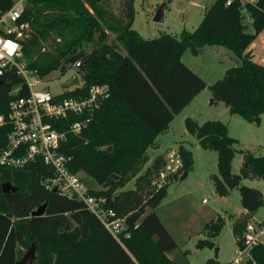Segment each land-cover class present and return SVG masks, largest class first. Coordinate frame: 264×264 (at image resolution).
I'll list each match as a JSON object with an SVG mask.
<instances>
[{
    "label": "trees",
    "instance_id": "obj_1",
    "mask_svg": "<svg viewBox=\"0 0 264 264\" xmlns=\"http://www.w3.org/2000/svg\"><path fill=\"white\" fill-rule=\"evenodd\" d=\"M26 1L23 20L29 23L32 37L24 42L19 61L28 60L25 67L42 78L59 69L62 61V71L81 61L78 73L83 89L92 84L109 85V95L100 108L88 117L80 133H68L63 150L72 157L75 172L86 170L98 181L102 188L91 193L105 198L106 207L126 217L131 236L121 244L82 201L47 189L42 180L50 175H40L50 172L46 165L37 163L23 169L0 165V264H17L21 259L19 246L32 244L37 245L38 252L43 248L55 254L50 264H191L186 253L177 251L178 243L156 211L168 194V185L152 183L151 175L159 171L158 165L140 174L134 188L118 193L114 190L129 180V172L137 171L150 145L205 88L204 79L182 60L188 48L196 54L207 45H224L242 57V64L229 68L214 84L212 93L232 113L258 122L264 114V64L245 51L264 30V0H232L230 4L216 0L195 30L184 29L180 36L165 33L156 39H145L132 28L135 0H126L124 17L117 26L108 20L101 23L105 17L97 7L100 0ZM13 4L14 0H0V12ZM247 15L252 18L253 33L247 32ZM108 30L118 34V43L108 41ZM35 35L40 40L30 45ZM91 42L95 46L90 52L80 49ZM20 86L22 94L28 93L24 78L15 69L0 75V115L8 112L15 97L12 91ZM72 94L78 92L63 96ZM79 119L60 121L59 129L68 130L70 123ZM185 121L202 147L218 152L216 191L226 194L239 187L243 207L254 215L264 204V194L241 182L245 178L264 179V155L241 149L244 167L235 174L232 163L238 140L230 135L228 126L220 120L199 124L188 117ZM7 133L8 126H0V148ZM182 146L179 158L187 171L192 167L193 153ZM6 181L18 190L4 193L2 184ZM46 202L45 215H31ZM244 226L234 225L236 238ZM220 229L221 225L215 229L216 235ZM206 244L214 242L199 241L201 246ZM173 252L176 255L168 258ZM254 254L256 264H264V245L256 247ZM205 264L218 262L208 260Z\"/></svg>",
    "mask_w": 264,
    "mask_h": 264
},
{
    "label": "rangeland",
    "instance_id": "obj_2",
    "mask_svg": "<svg viewBox=\"0 0 264 264\" xmlns=\"http://www.w3.org/2000/svg\"><path fill=\"white\" fill-rule=\"evenodd\" d=\"M125 2L126 0H100L97 7L105 17L101 23L104 24L108 20L117 26L119 20L124 17ZM215 2L216 0H135V20L132 28L145 39H156L165 33L180 36L184 29L195 30L202 22L205 12ZM163 5L165 21L156 22L155 16ZM87 7L92 14L97 15L88 5ZM245 21L248 24L247 32L253 33L254 26L246 19ZM107 32L108 41L118 43V34L114 30ZM31 37L30 33L29 38ZM39 40L38 36L34 44ZM94 46L93 42L84 43L80 49L90 52ZM247 53L254 61L264 64V30L245 51V54ZM182 60L204 79L205 88L192 103L175 115L169 128L150 145L145 154L146 158L139 164L137 171L129 172V180L120 182L114 193L134 188L140 174L158 165L159 171L151 175L152 183H156L157 187L160 184L168 185V194L156 211L178 243L177 251L186 253L191 264H205L208 260H216L218 264H230L238 255L234 225L245 210L241 202L240 188L229 189L226 194L216 191V177H220L218 152L202 147L197 136L187 130L185 120L191 117L199 124L208 120H220L225 123L230 135L238 140L232 172L240 174L244 167L241 149L249 150L257 156L264 155V114L260 115L258 122H251L240 113H232L223 101L215 100L213 96L214 84L226 75L229 68L242 64V57L232 49L224 45H207L195 54L188 48L183 52ZM27 62L25 59L21 60L24 66ZM64 63L65 61H62L59 69L45 76V83L36 88L44 89L46 85H50L53 93L63 92L64 82L76 72L73 68L62 71L61 66ZM29 78L35 80L31 74ZM180 146L189 148L193 153V164L187 171L182 167L179 158ZM80 174L92 190L102 188L88 171L81 170ZM175 174L178 177H175ZM241 184L256 188L264 194V179L245 178ZM253 219H264V204L254 213ZM219 225L221 229L216 235L215 229ZM201 240H211L214 244L201 246ZM30 247L31 245L19 246L21 259ZM156 254L158 256V253ZM175 255L176 252H173L168 258ZM55 258V254L41 248L37 251L34 264H50Z\"/></svg>",
    "mask_w": 264,
    "mask_h": 264
},
{
    "label": "built area",
    "instance_id": "obj_3",
    "mask_svg": "<svg viewBox=\"0 0 264 264\" xmlns=\"http://www.w3.org/2000/svg\"><path fill=\"white\" fill-rule=\"evenodd\" d=\"M231 1L228 0V4ZM26 5V0L14 1L10 9L0 12V75L8 69H15L24 78L28 89L26 94H22V86L13 89L15 97L8 112L0 115V126H8L6 143L0 148V165L11 169H23L37 163L46 165L50 172L40 174L50 175L42 180L46 188H57L61 196L82 201L123 244L124 239L131 236L126 217L106 207L105 198L91 193L92 189L80 172L72 169V157L63 150L68 133H80L87 125L88 117L100 108L102 100L109 95V85L92 84L83 89L84 82L78 73L81 61H78L68 69L76 71L74 74H78L79 84L65 88L61 93H53L50 85L37 89L38 85L45 83L44 77H39L19 61L23 44L30 34L29 23L23 20ZM245 19L252 22L250 15ZM30 74L35 77L34 81L29 78ZM67 92L78 94L63 96ZM72 117L81 119L70 123L68 130H60L58 122H69ZM237 242L238 255L230 264H256L254 250L264 245V219L252 218L246 222L243 231L237 235Z\"/></svg>",
    "mask_w": 264,
    "mask_h": 264
},
{
    "label": "water",
    "instance_id": "obj_4",
    "mask_svg": "<svg viewBox=\"0 0 264 264\" xmlns=\"http://www.w3.org/2000/svg\"><path fill=\"white\" fill-rule=\"evenodd\" d=\"M165 5L161 6L159 11L157 12L155 16V21L156 22H164L165 21ZM38 36L35 35V37L30 41V45L34 44L35 41L37 40ZM80 83V79L78 74H74L71 76L67 81L64 82L63 86L65 88H70L74 85H77ZM47 90H49V87H47ZM112 149V147H110ZM3 192L8 194V193H13L18 190V187L13 185L11 182L6 181L2 184ZM54 192H57V188L53 189ZM48 207V203H44L43 205L39 206L37 209L32 211L31 215L32 216H43L46 213ZM253 218L252 213L247 212L245 215L239 217L236 221V225H243L246 222L250 221ZM218 254H216V257ZM37 257V245L32 244V246L28 249V251L25 253L22 259H20L17 264H34L35 260Z\"/></svg>",
    "mask_w": 264,
    "mask_h": 264
},
{
    "label": "crops",
    "instance_id": "obj_5",
    "mask_svg": "<svg viewBox=\"0 0 264 264\" xmlns=\"http://www.w3.org/2000/svg\"><path fill=\"white\" fill-rule=\"evenodd\" d=\"M182 57H183V56H182ZM201 92H202V91H201ZM201 92H200V93H201ZM200 93H199V94H200ZM199 94H198V95H199ZM198 95H197V96H198ZM197 96H195V97L193 98V100H192L190 103H192V102L197 98ZM190 103H189V104H190ZM189 104H188V105H189ZM188 105H187V106H188ZM187 106H186V107H187ZM186 107H185V108H186ZM185 108H184V109H185ZM181 111H182V110H181ZM181 111H180V112H181ZM156 140H157V138H156ZM247 212H248V210L245 209L244 212H243L241 215L243 216V214H244V213L246 214ZM245 214H244V215H245ZM240 217H241V216H240Z\"/></svg>",
    "mask_w": 264,
    "mask_h": 264
}]
</instances>
